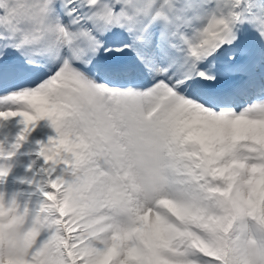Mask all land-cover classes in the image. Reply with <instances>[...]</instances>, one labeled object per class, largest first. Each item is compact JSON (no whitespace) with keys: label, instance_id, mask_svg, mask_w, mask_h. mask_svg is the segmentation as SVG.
<instances>
[{"label":"snow or ice","instance_id":"1","mask_svg":"<svg viewBox=\"0 0 264 264\" xmlns=\"http://www.w3.org/2000/svg\"><path fill=\"white\" fill-rule=\"evenodd\" d=\"M16 117L0 156L56 137L0 264H264V0H0Z\"/></svg>","mask_w":264,"mask_h":264},{"label":"rangeland","instance_id":"2","mask_svg":"<svg viewBox=\"0 0 264 264\" xmlns=\"http://www.w3.org/2000/svg\"><path fill=\"white\" fill-rule=\"evenodd\" d=\"M20 119V118H19ZM9 121V124H11L10 122H12L11 120H8ZM8 121H5V123H6V125L5 126H7V127H9V124H8ZM19 121V120H18ZM14 128V129H13ZM9 129H11L9 132H5V135H3V138L5 139V141L9 144V145H11V144H13L15 141H16V137L18 136L17 134H19L20 132L18 131L19 130V127L17 128H15L14 126L12 127V128H10L9 127ZM14 131H17V132H14ZM32 133H30V134H28L27 136L28 137H30V138H28V137H26V141H25V139L23 140V141H21V146H20V149H17V150H15V154H18V152H23V151H27L28 149H26V148H28V146L30 147V148H35V145L34 144H36V143H38V140L39 139H43V137L45 136V133H46V131H44V130H42V131H40V126H38V125H36V122H35V125H34V127H33V130L31 131ZM6 134L8 135L7 137H6ZM1 135V136H2ZM5 136V137H4ZM8 139V141H7V139ZM11 139V140H10ZM14 139V140H13ZM35 142V143H34ZM30 145H29V144ZM24 146V147H23ZM26 146V147H25ZM23 148V149H22ZM25 148V149H24ZM23 150V151H22ZM25 152H23V153H25ZM30 152H31V150H30ZM22 153V154H23ZM1 158H0V165L2 164V165H13V164H17L18 166L20 165V167H24V166H28L29 167V169H30V171L27 169V172H20L19 174H18V176L22 179L23 177V180H24V182L22 181L21 183H20V186L18 185V187H14V189H13V187H11L10 185H5V186H3V185H0V192H3V193H5V198H6V201L7 200H9L10 199V196H11V199H12V197H15V195H16V193L15 192H17V194L19 195V198H17L16 200H17V203L20 201V203H18L19 205H20V207H21V209L23 208V206L25 205V204H27L30 208H33V207H35L36 206V204H37V202L42 198L41 197V195H40V193H38V192H36L35 191V184H32V183H29V181H32V180H39V181H43V179L41 178V175H40V173H39V169L38 168H36L34 165L36 164V162H37V159H38V156H37V154H33L32 153V155H30V156H28V157H20L19 159H16V158H14L15 159V162H14V159L13 158H9L8 160L7 159H5V157L4 156H0ZM15 157H17V156H15ZM30 157V158H29ZM43 159V158H42ZM5 160V161H4ZM11 160V161H10ZM13 160V161H12ZM17 160V161H16ZM24 160V161H23ZM43 161V160H42ZM3 162V163H2ZM6 162V163H5ZM43 163H44V161H43ZM15 164V165H16ZM21 165H23V166H21ZM33 166V167H32ZM19 167V168H20ZM11 173H13V170L12 171H10ZM23 176V177H22ZM43 177V176H42ZM20 188V189H19ZM15 189H17V190H15ZM19 190V191H18ZM47 190V189H46ZM9 191H11V193L9 192ZM19 192V193H18ZM7 193H9L10 195H8ZM7 194V195H6ZM21 196H23V197H21ZM16 198V197H15ZM10 199V200H11ZM20 199V200H19ZM23 199V200H22ZM19 200V201H18ZM22 202V203H21Z\"/></svg>","mask_w":264,"mask_h":264},{"label":"bare ground","instance_id":"3","mask_svg":"<svg viewBox=\"0 0 264 264\" xmlns=\"http://www.w3.org/2000/svg\"><path fill=\"white\" fill-rule=\"evenodd\" d=\"M12 122H10L11 124H9V121H8V124H9V127L10 128H12L13 126L16 128H18L19 127V132L22 130V128H23V125L22 124H20L19 123V121L18 120H20L19 119V117H16V118H13V119H10ZM6 125V123H5V121L3 122V127H0V142H3V145H4V147L5 148H8V146H9V144L5 141V139L3 138V135H5V132H9L11 129H9V127H7V126H5ZM36 125H38V126H40V131H42V130H44V131H46V133H45V136L43 137V139H39L38 140V143H36V144H34L35 145V148H30L29 146H28V148H26V149H28L26 152L25 151H23V152H25V153H23V152H18V154H15L14 153V155H12L11 157H10V159L11 158H16V159H19L21 156L23 157H28V156H30V155H32V153L33 154H37V156H38V159H37V162H36V164L34 165L36 168H38L40 171H39V173H40V175H41V178L44 180V178H45V174L41 171V169L42 168H44V167H47V165H45V163H43V159H42V157H40L39 155H38V152H39V148H40V146H41V144H47L48 142H49V138L51 137V138H55L56 137V132H55V130L52 128V126H51V124H50V122L47 120V119H42V120H40V121H37L36 122ZM14 129V128H13ZM14 132H17V131H14ZM32 133V132H31ZM3 134V135H2ZM2 135V136H1ZM18 135V134H17ZM8 135L6 134V137H7ZM5 137V136H4ZM28 137V136H27ZM17 138V137H16ZM28 138H30V137H28ZM7 139V138H6ZM11 140V139H10ZM14 140V139H13ZM7 141H8V139H7ZM25 141H26V139H25ZM15 143V142H14ZM35 143V142H34ZM29 144V143H28ZM30 145V144H29ZM24 147V146H23ZM26 147V146H25ZM20 149V148H19ZM23 149V148H22ZM25 149V148H24ZM21 150V149H20ZM30 150H31V152H30ZM23 153V154H22ZM15 156H17V157H15ZM1 158V157H0ZM30 158V157H29ZM2 159V158H1ZM8 160V159H7ZM5 161V160H4ZM11 161V160H10ZM13 161V160H12ZM17 161V160H16ZM24 161V160H23ZM14 162H15V159H14ZM3 163V162H2ZM6 163V162H5ZM16 164V163H15ZM15 164H13L12 165V167H11V171L13 170V173H11V172H9V174L5 177V178H2V179H0V185H3V186H5V185H10L11 187H13V189H14V187L16 188V187H18V185L20 186V183L23 181L24 182V180H23V178L21 179L19 176H18V174L20 173V172H27V169L30 171V169H29V165L27 166H24V167H20V165L18 166L17 164L15 165ZM2 165V164H1ZM21 166H23V165H21ZM20 167V168H19ZM33 167V166H32ZM43 176V177H42ZM22 180V181H21ZM1 189V188H0ZM20 189V188H19ZM15 190H17V189H15ZM19 191V190H18ZM10 193H11V191H9ZM16 193V195H15V197H16V199L17 198H19V195L17 194V192H15ZM19 193V192H18ZM8 195H10L9 193H7ZM6 194V195H7ZM12 194V193H11ZM21 197H23V196H21ZM6 199V198H5ZM10 199H11V196H10ZM9 199V200H10ZM20 200V199H19ZM18 200V201H19ZM23 200V199H22ZM17 201V200H16ZM18 203H20V201L18 202ZM22 203V202H21Z\"/></svg>","mask_w":264,"mask_h":264},{"label":"clouds","instance_id":"4","mask_svg":"<svg viewBox=\"0 0 264 264\" xmlns=\"http://www.w3.org/2000/svg\"><path fill=\"white\" fill-rule=\"evenodd\" d=\"M14 153L12 154H5V159H9ZM11 165H0V179L5 178L9 172L11 171ZM16 202L15 205L13 202ZM18 203L15 197H12L11 200L5 199V193L0 192V217H6L9 212H15L16 207H18ZM14 231H23V226L21 225L19 229H14Z\"/></svg>","mask_w":264,"mask_h":264}]
</instances>
